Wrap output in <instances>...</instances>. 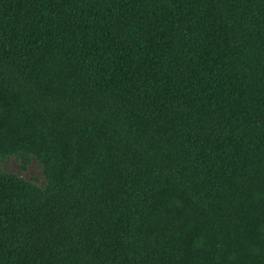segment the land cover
Segmentation results:
<instances>
[{
  "label": "trees",
  "instance_id": "obj_1",
  "mask_svg": "<svg viewBox=\"0 0 264 264\" xmlns=\"http://www.w3.org/2000/svg\"><path fill=\"white\" fill-rule=\"evenodd\" d=\"M0 264H264V0H0Z\"/></svg>",
  "mask_w": 264,
  "mask_h": 264
},
{
  "label": "rangeland",
  "instance_id": "obj_2",
  "mask_svg": "<svg viewBox=\"0 0 264 264\" xmlns=\"http://www.w3.org/2000/svg\"><path fill=\"white\" fill-rule=\"evenodd\" d=\"M17 162L14 159L6 160L5 162H0V168H8L11 171L17 172L19 175L24 176L26 178H31L33 176L39 175V170L35 163H32L26 172H20L17 168Z\"/></svg>",
  "mask_w": 264,
  "mask_h": 264
}]
</instances>
